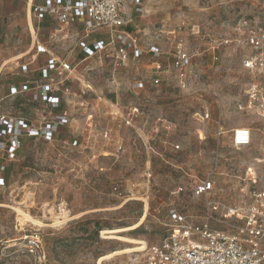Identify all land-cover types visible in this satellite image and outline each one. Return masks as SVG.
<instances>
[{"label":"rangeland","instance_id":"rangeland-1","mask_svg":"<svg viewBox=\"0 0 264 264\" xmlns=\"http://www.w3.org/2000/svg\"><path fill=\"white\" fill-rule=\"evenodd\" d=\"M143 3L142 11L126 13L127 29L145 51L139 59L121 63L112 46L92 56L72 52L71 30L53 42L54 55L73 65L54 89L58 107L33 100V91L11 93L27 80L46 81L41 68L47 57L35 48L26 52L32 44L27 36L0 41L6 51L0 52V114L39 131L67 119L52 140L23 135L15 159L0 152L10 166L0 186V264H100L117 251L102 264H133L139 252L121 253L133 244L103 236L104 229L145 216L120 234L157 243L169 234L171 208L201 224L209 201L237 207L264 190V67L245 66L255 54L241 43L263 20L264 0ZM89 36L107 38L101 29ZM152 47L162 55L150 53ZM179 51L192 58L191 80L180 84L172 70L156 84V64L167 68ZM241 127L252 137L238 147L234 131ZM205 179L214 189L198 196L194 187ZM17 208L44 225L21 221ZM34 233L43 242L39 258L26 247Z\"/></svg>","mask_w":264,"mask_h":264},{"label":"built area","instance_id":"built-area-1","mask_svg":"<svg viewBox=\"0 0 264 264\" xmlns=\"http://www.w3.org/2000/svg\"><path fill=\"white\" fill-rule=\"evenodd\" d=\"M143 0H36L33 4L34 16L40 21L51 19L63 26L83 22L85 39L80 47L86 56L105 51L112 46L121 63L139 59L144 50L138 45L135 35L127 29L129 10L142 11ZM104 30L106 39L87 41L89 35L97 30ZM246 42L254 56L245 61L247 68L264 67V18L253 27L241 43ZM46 49L38 45L37 52ZM154 56H161L159 48L149 50ZM188 52L179 51L165 68L158 62L155 67V80L158 84L165 72H175L180 84L191 80L192 61ZM27 66L23 69L27 70ZM166 69V70H165ZM73 71L72 62L61 60L56 56L48 59L41 68L42 84L27 80L23 85L12 86V94L33 91V100H44L58 107L60 98L54 95V89L67 80ZM34 84H36L34 86ZM58 87V88H57ZM65 116L57 122L49 123L39 131L29 126L23 119L8 118L0 114V152L7 159H15L23 135L41 134L47 140L54 138L60 125L66 122ZM131 123V118L126 120ZM220 136L222 131L218 130ZM251 130L246 127L234 131L235 146L250 144ZM7 166L0 160V186L7 183L5 171ZM118 187L114 190L118 191ZM214 189V182L201 180L194 187L198 196L208 195ZM208 219L201 224L190 222L186 216L175 208L169 210L170 231L160 242L148 244L145 250L134 256L133 264H264V190L253 192L250 201L237 207H221L215 201L207 203ZM224 212V213H222ZM220 213V214H219ZM235 217L239 223L230 222ZM212 222L227 225L228 228H215ZM27 251L33 257H41L43 242L41 235L34 233L26 237Z\"/></svg>","mask_w":264,"mask_h":264},{"label":"crops","instance_id":"crops-1","mask_svg":"<svg viewBox=\"0 0 264 264\" xmlns=\"http://www.w3.org/2000/svg\"><path fill=\"white\" fill-rule=\"evenodd\" d=\"M35 1L36 0H0V41L15 40L16 38L21 40L24 36H27L32 41V44L29 45L26 52H31L33 48H35V52H37V46L41 45L46 49L44 55L47 57L48 61L49 58L55 56L53 53L55 51L51 48L53 42L58 41L57 39H60V37H67V31L71 30L73 33L72 35H75L73 41L71 40L72 43L70 42L72 46L74 45L72 52H81L82 55H85L80 47L81 41L85 39L83 22L79 21L69 26H63L48 18L40 22L33 13V4ZM68 40L70 39H66V41ZM86 40L89 42L94 41L90 36ZM15 46L17 48L19 45H12V47ZM4 48L5 47L2 46L0 52H6ZM10 52L15 51L11 50ZM78 57L79 55L77 54V58Z\"/></svg>","mask_w":264,"mask_h":264},{"label":"bare ground","instance_id":"bare-ground-1","mask_svg":"<svg viewBox=\"0 0 264 264\" xmlns=\"http://www.w3.org/2000/svg\"><path fill=\"white\" fill-rule=\"evenodd\" d=\"M32 27V24H31ZM33 28V27H32ZM34 30V29H32ZM18 213L22 216L21 221H29L32 222L33 224L36 225H44L41 221L34 219L30 214L25 213V211H22L21 209L17 208ZM64 219H66L68 217V212L66 210H62V213L60 214ZM62 217H57V219H60ZM145 217V216H144ZM144 217H142L141 221L139 223H136L134 225L131 226H127V227H118V228H114V229H104L102 232L103 236H106V234L110 235L109 237H113V238H118L121 239L125 242L131 243L133 244L132 247H127L124 250L121 251V253H130V252H140L145 250V248L147 247L148 243L144 240H140V239H136V238H130L127 236H123L120 233L129 231V230H133L137 227H139L140 223L143 221ZM63 222L62 220H57V223H61ZM108 237V236H107ZM117 252L113 253V254H108L104 257H102L99 260V263L102 264V262L104 260H109L111 258V256L117 254Z\"/></svg>","mask_w":264,"mask_h":264},{"label":"trees","instance_id":"trees-1","mask_svg":"<svg viewBox=\"0 0 264 264\" xmlns=\"http://www.w3.org/2000/svg\"><path fill=\"white\" fill-rule=\"evenodd\" d=\"M9 171H10V166H8V167L6 168V171H5V177H6V180L9 179Z\"/></svg>","mask_w":264,"mask_h":264}]
</instances>
